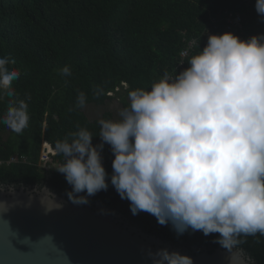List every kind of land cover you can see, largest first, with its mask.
<instances>
[{"label":"clouds","instance_id":"9594fccd","mask_svg":"<svg viewBox=\"0 0 264 264\" xmlns=\"http://www.w3.org/2000/svg\"><path fill=\"white\" fill-rule=\"evenodd\" d=\"M255 9L264 18V0H256ZM226 30L210 34L183 71H166L150 88L129 90L119 118L98 121L101 144L93 145V134L81 127L54 147L45 141L42 150L49 146L52 156L63 157L56 169L72 186L69 200L86 204L109 187L101 153L110 145L111 184L133 215L147 212L160 225L171 223L177 235L217 233L230 264H244L243 238L264 235V33L242 40L236 29ZM190 42L194 49V38L184 49ZM182 51L184 66L189 54L182 58ZM14 64L0 57V99L9 98L0 123L21 134L30 115L27 101L16 98L13 84L21 73ZM106 94L96 87L97 97ZM87 100L80 92L75 107ZM148 258L151 264H194L167 248Z\"/></svg>","mask_w":264,"mask_h":264},{"label":"trees","instance_id":"16d2710c","mask_svg":"<svg viewBox=\"0 0 264 264\" xmlns=\"http://www.w3.org/2000/svg\"><path fill=\"white\" fill-rule=\"evenodd\" d=\"M255 4L256 0H0V57L15 60L12 66L21 75L13 87L16 98L27 101L30 115L21 134L0 123V183L17 188L48 185L68 194L72 186L55 167L63 157L52 156L54 168L49 170L39 165L44 142L54 147L57 140L86 127L94 136L93 145L101 144L98 121L113 119V113L105 111L101 119L91 120L85 112L88 104L106 105L118 98L125 107L129 90L150 88L166 71H183L210 34L228 32V13L242 18L243 29L234 27L237 31L232 32L242 40L264 33V18ZM193 38L196 45L182 66L181 51ZM65 66L70 76L61 75ZM97 86L107 94L97 97ZM80 92L88 98L84 108L75 107ZM8 100L0 99V115ZM101 155L109 187L88 197L90 202L100 201L175 244L220 246L217 233L205 236L189 229L177 235L171 223L160 225L147 212L133 215L130 202L111 184V146L104 144ZM243 239L240 247L255 264H264V235Z\"/></svg>","mask_w":264,"mask_h":264},{"label":"water","instance_id":"95a60500","mask_svg":"<svg viewBox=\"0 0 264 264\" xmlns=\"http://www.w3.org/2000/svg\"><path fill=\"white\" fill-rule=\"evenodd\" d=\"M160 248L191 256L194 264H230L221 246L164 240L100 201L76 204L48 185L0 183V264H151L149 252ZM244 254V264H255Z\"/></svg>","mask_w":264,"mask_h":264},{"label":"rangeland","instance_id":"374dc122","mask_svg":"<svg viewBox=\"0 0 264 264\" xmlns=\"http://www.w3.org/2000/svg\"><path fill=\"white\" fill-rule=\"evenodd\" d=\"M121 108H123V106L120 100L117 98V99H114L113 101H110L106 105H97L94 103H90L85 107V112L88 115L89 119L95 120V119H101L105 111H111L113 113L112 118L113 120H115L119 118L118 112ZM39 165L43 166V163L40 161Z\"/></svg>","mask_w":264,"mask_h":264},{"label":"built area","instance_id":"2783aa9c","mask_svg":"<svg viewBox=\"0 0 264 264\" xmlns=\"http://www.w3.org/2000/svg\"><path fill=\"white\" fill-rule=\"evenodd\" d=\"M233 26V27H232ZM235 28H239V29H243V20L240 16H236L234 17L232 14L230 15V17L228 18V29L233 30ZM193 42L189 43V47H187L186 49H184L182 51V58L187 57V55L189 54L190 48L193 46ZM48 148V149H47ZM47 148H44L42 150V154H41V162L43 163V167H45L46 169H51L54 168L50 162L52 161L53 157L51 155V153H54V151L48 146ZM47 149V150H46ZM1 163V161H0ZM60 164L55 165L56 168H58Z\"/></svg>","mask_w":264,"mask_h":264},{"label":"bare ground","instance_id":"6f19581e","mask_svg":"<svg viewBox=\"0 0 264 264\" xmlns=\"http://www.w3.org/2000/svg\"><path fill=\"white\" fill-rule=\"evenodd\" d=\"M47 149H48V148H47ZM47 149H46V150H47Z\"/></svg>","mask_w":264,"mask_h":264}]
</instances>
